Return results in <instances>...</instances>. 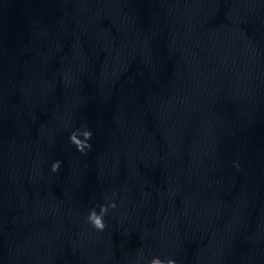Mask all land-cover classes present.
<instances>
[{
  "label": "water",
  "instance_id": "obj_1",
  "mask_svg": "<svg viewBox=\"0 0 264 264\" xmlns=\"http://www.w3.org/2000/svg\"><path fill=\"white\" fill-rule=\"evenodd\" d=\"M154 256L264 264V0H0V264Z\"/></svg>",
  "mask_w": 264,
  "mask_h": 264
},
{
  "label": "clouds",
  "instance_id": "obj_2",
  "mask_svg": "<svg viewBox=\"0 0 264 264\" xmlns=\"http://www.w3.org/2000/svg\"><path fill=\"white\" fill-rule=\"evenodd\" d=\"M91 135V129H89L87 125H85L82 129L73 130L69 134V140L76 146L78 151H80L81 153H85L86 150L91 147V144L89 143ZM60 164V160L53 161L51 164V170L53 172L58 171ZM115 207V201H110L107 204H101L99 206V212H97L95 208H91L86 217V221L89 222L95 229L102 231L106 227L105 221L103 219L104 215L107 213L108 208ZM147 264H178V261L173 258L161 259L158 256H154L147 262Z\"/></svg>",
  "mask_w": 264,
  "mask_h": 264
}]
</instances>
